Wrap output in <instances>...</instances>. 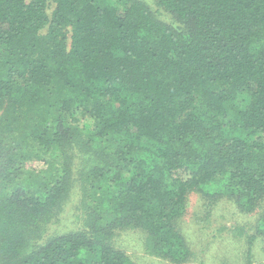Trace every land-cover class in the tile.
I'll return each mask as SVG.
<instances>
[{"label":"trees","instance_id":"1","mask_svg":"<svg viewBox=\"0 0 264 264\" xmlns=\"http://www.w3.org/2000/svg\"><path fill=\"white\" fill-rule=\"evenodd\" d=\"M49 1L0 0V264H183L191 191L263 206L264 0Z\"/></svg>","mask_w":264,"mask_h":264},{"label":"rangeland","instance_id":"2","mask_svg":"<svg viewBox=\"0 0 264 264\" xmlns=\"http://www.w3.org/2000/svg\"><path fill=\"white\" fill-rule=\"evenodd\" d=\"M141 1L164 23L180 25L173 15L159 5L158 0ZM54 4L53 0L49 1V12ZM29 165L39 168L43 162L34 161ZM71 198L66 201L61 222L48 228L43 241L56 233L80 226L77 217L81 213L80 198ZM207 203L199 191H191L186 211L176 222L191 251L189 260L183 264H264V235L257 232L258 222L264 213V203L254 212L241 210L230 198ZM146 237V232L139 228L119 229L113 244L128 253L137 264H172L169 259L146 251Z\"/></svg>","mask_w":264,"mask_h":264}]
</instances>
